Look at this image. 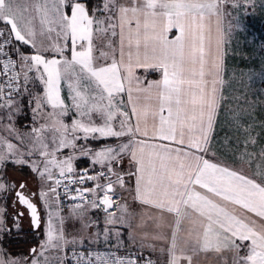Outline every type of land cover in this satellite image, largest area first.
<instances>
[{"label":"snow or ice","instance_id":"6c2138e0","mask_svg":"<svg viewBox=\"0 0 264 264\" xmlns=\"http://www.w3.org/2000/svg\"><path fill=\"white\" fill-rule=\"evenodd\" d=\"M257 10L0 0V264H264Z\"/></svg>","mask_w":264,"mask_h":264},{"label":"rangeland","instance_id":"374dc122","mask_svg":"<svg viewBox=\"0 0 264 264\" xmlns=\"http://www.w3.org/2000/svg\"><path fill=\"white\" fill-rule=\"evenodd\" d=\"M259 15H261V14L259 13V10H257V14L254 15V16H259ZM254 16L250 15L247 18V22H248V34L245 37L239 38V40H238V48L240 47L241 44H244V48L242 50H244L246 53L248 52V48L251 45V41L253 39V34L255 36V41L256 42H259L260 43V40H263L264 39V29L262 30V32L256 31V27L254 26L255 24H253L254 23V20H255L254 19ZM263 18H264V16H263ZM249 32H251V33H249ZM247 45H248V47L246 48ZM258 47H259V44H258ZM253 56L254 57H251V58L248 57V59L252 60L254 58L257 59L259 57L258 55L257 56L253 55ZM251 65H253L252 62H251ZM258 85H259V83L257 81L254 86L258 88L259 87Z\"/></svg>","mask_w":264,"mask_h":264},{"label":"trees","instance_id":"16d2710c","mask_svg":"<svg viewBox=\"0 0 264 264\" xmlns=\"http://www.w3.org/2000/svg\"><path fill=\"white\" fill-rule=\"evenodd\" d=\"M254 23L253 24H255L254 26L256 27V31H258V32H262V30L264 29V18H263V16L262 15H259V16H254ZM254 32V31H253ZM249 33H251V32H249ZM264 40V39H263ZM260 41H262V40H260ZM258 44H259V42H256V45H255V47L253 48V51H252V54L253 55H255V56H259V47H258ZM244 44H241L240 45V47L238 48V49H243V46ZM237 47H238V45H237ZM248 47V45L246 46V48ZM253 46L252 45H250V47L248 48V51H249V49L250 48H252ZM251 56V57H254V56ZM255 60V63L256 64H259V59L257 58V59H253V61ZM259 66V65H258ZM258 66H257V68H258ZM259 86V85H258Z\"/></svg>","mask_w":264,"mask_h":264},{"label":"crops","instance_id":"0c3cea01","mask_svg":"<svg viewBox=\"0 0 264 264\" xmlns=\"http://www.w3.org/2000/svg\"><path fill=\"white\" fill-rule=\"evenodd\" d=\"M174 31H175V30H174ZM242 47L244 48V45H243ZM235 62H236L237 64H240V63H241V58H240V57H237ZM245 62H246L247 64H249V65H251V62L253 63V65H256V66L259 65V64H256V63H255V60L253 61V59H252V60L248 59L247 56L245 57Z\"/></svg>","mask_w":264,"mask_h":264}]
</instances>
